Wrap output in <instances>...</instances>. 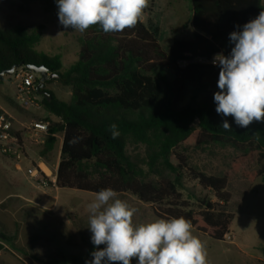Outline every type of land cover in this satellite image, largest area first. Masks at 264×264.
Instances as JSON below:
<instances>
[{"label":"trees","instance_id":"trees-1","mask_svg":"<svg viewBox=\"0 0 264 264\" xmlns=\"http://www.w3.org/2000/svg\"><path fill=\"white\" fill-rule=\"evenodd\" d=\"M32 4L35 0H21ZM45 5L57 0H41ZM194 36L175 40L167 52L161 49L152 31L141 21L132 29L104 33L99 25L84 31L77 61L66 70L58 55L35 50L44 27L14 26L0 29V72L12 66H44L57 80L71 88L70 100H58L50 91V101L42 97L43 109L57 121L49 124L40 156L50 153L61 134L60 159L55 186L96 193L112 188L130 193L153 208L159 219L184 217L192 228L222 241L233 215L224 210L230 201L227 185L242 167H257L241 173L252 183L264 177V122L238 126L232 116L216 112L214 94L220 66L217 54L229 56L234 44L229 36L264 11V0H188ZM50 80L46 81L47 84ZM38 82V80H37ZM231 130L222 128L223 122ZM118 126L112 138L109 125ZM256 133V135H254ZM18 135V134H17ZM257 135L259 139H257ZM229 145L241 151L229 172L207 175L189 168L179 148H199L207 144ZM129 144L143 145L148 171L160 181H145L144 170L127 153ZM203 190L213 193L197 200L198 208L183 199V174ZM3 244L14 247V236L3 235ZM43 264H85L87 259L70 252L35 257Z\"/></svg>","mask_w":264,"mask_h":264},{"label":"rangeland","instance_id":"rangeland-1","mask_svg":"<svg viewBox=\"0 0 264 264\" xmlns=\"http://www.w3.org/2000/svg\"><path fill=\"white\" fill-rule=\"evenodd\" d=\"M192 12L188 0H149L144 10L142 23L152 31L157 29L156 38L162 50L168 51L175 40H189L194 36L191 25ZM44 30L37 52L61 58L62 70H66L77 61L80 38L84 32L65 28L59 23L57 4L45 5L41 0L25 4L21 0H0V29L14 26L36 27ZM16 72V71H15ZM14 72V73H15ZM12 75L0 80V109L13 119L14 131L23 139L19 148L9 152L0 151V233L14 236V247L3 244L0 251V264H43L36 260L48 256H57L60 252H70L91 261V253L97 250L91 241L88 204L94 200V193L59 189L50 183L56 174L60 159L61 134L56 135L53 150L40 156L43 145L34 144L24 126L32 122L57 121L42 107V96L32 94L33 105H23L17 100L16 81ZM38 79L39 76L37 75ZM58 100L69 101L71 88L52 80L45 84ZM127 153L144 170L145 181H160V175L167 177L168 172L152 174L147 167V154L143 145L129 144ZM189 168L207 175L229 172L230 164L241 155L239 149L229 145L207 144L199 148H179ZM42 166L48 171H44ZM33 167L42 169L44 184L39 183L28 173ZM257 167H242L227 185L230 201L226 212L233 215L228 232L230 242L209 238L192 228L207 250L208 264H264V177L252 183L243 181L241 173L251 174ZM183 199L188 200L197 209L196 199L208 198L216 202L213 193L203 190L196 181L183 174ZM118 198L136 209L134 225H140L159 219L151 205L143 203L130 193H119ZM106 245H100L104 248ZM120 264V262H116ZM131 264H138L133 258Z\"/></svg>","mask_w":264,"mask_h":264},{"label":"clouds","instance_id":"clouds-1","mask_svg":"<svg viewBox=\"0 0 264 264\" xmlns=\"http://www.w3.org/2000/svg\"><path fill=\"white\" fill-rule=\"evenodd\" d=\"M148 5L149 0H57L59 23L81 33L95 25L104 33L135 28ZM229 39L234 44L230 55L220 53L213 60L220 66L215 110L247 128L253 121L264 122V11L244 24L242 31L230 33ZM222 128L231 130L227 120ZM109 129L113 139L119 136L115 123ZM88 211V228L97 250L85 264H131L133 258H138V264H208L204 243L193 235L191 221L184 217L134 225L136 209L112 188L96 192Z\"/></svg>","mask_w":264,"mask_h":264},{"label":"built area","instance_id":"built-area-1","mask_svg":"<svg viewBox=\"0 0 264 264\" xmlns=\"http://www.w3.org/2000/svg\"><path fill=\"white\" fill-rule=\"evenodd\" d=\"M214 60V59H213ZM213 63V62H212ZM16 81V93L17 100H19L23 105L27 106L29 104L33 105L31 99L32 94L36 93V84L38 77L37 75L24 67L16 70L14 73ZM49 122L47 121H37L24 126L23 130H26L30 135V139L34 144L42 145L48 136ZM17 130L14 131L13 119L5 111L0 109V151L3 153L9 152L13 147L19 148L21 141L23 140L19 135H17ZM27 173L35 178L39 183L44 184L46 178L44 171L42 169H37L33 167L28 169ZM56 177L51 179L50 183L55 186ZM224 239L230 240V235L225 234Z\"/></svg>","mask_w":264,"mask_h":264},{"label":"water","instance_id":"water-1","mask_svg":"<svg viewBox=\"0 0 264 264\" xmlns=\"http://www.w3.org/2000/svg\"><path fill=\"white\" fill-rule=\"evenodd\" d=\"M22 67L33 71L36 75L39 76L38 82L36 84V93L38 95L42 96L47 101H50L51 95L49 93H47L45 90H43L44 83L50 79H57L58 76L55 74H50L49 71L44 66H34V65H25L24 66L22 64H18V65L12 66L8 70L1 71L0 72V80H3L4 76H6V75H8V76L12 75L16 70H18ZM3 238H4L3 234L0 233V239H3Z\"/></svg>","mask_w":264,"mask_h":264},{"label":"bare ground","instance_id":"bare-ground-1","mask_svg":"<svg viewBox=\"0 0 264 264\" xmlns=\"http://www.w3.org/2000/svg\"><path fill=\"white\" fill-rule=\"evenodd\" d=\"M42 169H43L44 171H48V170L46 169V167H44V166H42Z\"/></svg>","mask_w":264,"mask_h":264}]
</instances>
